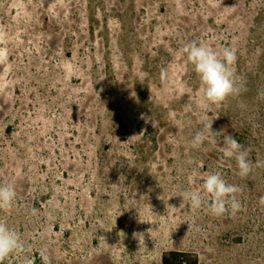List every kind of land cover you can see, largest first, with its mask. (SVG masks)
Returning a JSON list of instances; mask_svg holds the SVG:
<instances>
[{
  "label": "rangeland",
  "instance_id": "1",
  "mask_svg": "<svg viewBox=\"0 0 264 264\" xmlns=\"http://www.w3.org/2000/svg\"><path fill=\"white\" fill-rule=\"evenodd\" d=\"M191 42L235 49L247 90L201 108ZM0 48V184L17 194L0 221L26 246L5 264H264V0H0ZM212 120L217 143L192 148ZM215 172L241 189L235 214L182 198Z\"/></svg>",
  "mask_w": 264,
  "mask_h": 264
},
{
  "label": "clouds",
  "instance_id": "2",
  "mask_svg": "<svg viewBox=\"0 0 264 264\" xmlns=\"http://www.w3.org/2000/svg\"><path fill=\"white\" fill-rule=\"evenodd\" d=\"M183 52L200 82L201 108L219 107L229 97L239 96L242 91L247 90L234 70L237 60L235 49L226 47L222 53H217L211 47L191 42L184 45ZM7 59V50L0 48V63L6 62ZM165 76V70L161 69L162 79ZM261 98H264V95ZM145 122H150L154 126L150 117L145 118ZM202 123L203 130L195 134L191 143V147L197 150L203 147L205 141L209 145L217 143V132L212 128L213 120L202 121ZM224 140L226 147L222 149L223 157L229 160L234 159L238 175L241 179H246L253 168L248 151L231 136H226ZM240 191L239 186L228 183L220 172H215L207 174L200 191H185L182 198L186 205H190L194 211H197L205 205V196L202 193L206 194L207 206L211 213L215 216H223L229 211L235 214L240 210L241 204L237 199V193ZM16 195L12 184H0V211L10 213L15 205ZM25 250L26 246L20 235L9 228L5 222L0 221V264H5L12 255H20Z\"/></svg>",
  "mask_w": 264,
  "mask_h": 264
},
{
  "label": "trees",
  "instance_id": "3",
  "mask_svg": "<svg viewBox=\"0 0 264 264\" xmlns=\"http://www.w3.org/2000/svg\"><path fill=\"white\" fill-rule=\"evenodd\" d=\"M173 255L174 258L165 257L164 264H197L196 258L194 259L188 253L179 252Z\"/></svg>",
  "mask_w": 264,
  "mask_h": 264
}]
</instances>
